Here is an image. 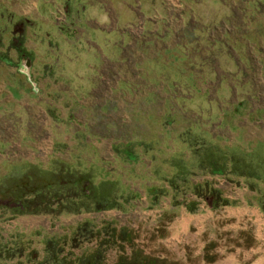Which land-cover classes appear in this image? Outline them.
Here are the masks:
<instances>
[{"label":"rangeland","instance_id":"rangeland-1","mask_svg":"<svg viewBox=\"0 0 264 264\" xmlns=\"http://www.w3.org/2000/svg\"><path fill=\"white\" fill-rule=\"evenodd\" d=\"M108 1L113 11H120L121 26L131 27L124 39L119 34L110 37L127 45L122 62L109 56L113 40L103 42L87 29H109L107 17L95 6L89 5L83 14L82 4H93L92 0H0V182L10 176L16 193L3 195L0 189V264L44 262L50 240L58 251H65L61 256H96L100 264H264L260 195L242 176L206 175L193 167L194 182L212 179L233 203L218 209L182 190H171L155 206L151 195L152 185L168 189L163 176L174 173L172 157L195 159L186 144H174L169 137L184 125L197 122L199 131L211 132L208 138L214 144L264 157V0L145 2L148 16L141 13L139 0ZM185 10L206 23H219L232 13L238 31L257 37L248 50L238 48L250 58L246 61L234 52L231 61L221 55L215 67L229 72H218L215 78L205 66L198 73V86L189 87L177 66L156 60L165 46L176 56L177 37L163 41L142 31L144 19ZM170 23L173 31L183 25L173 16ZM229 26L234 27L231 22ZM17 30L20 52L15 48ZM95 42L109 55L100 57L104 51ZM76 48L85 53H74ZM93 48L100 54L94 56ZM47 63L54 68L49 76L42 73ZM135 78L143 84L136 91L141 83ZM244 99L251 103L241 104ZM162 134L167 139L158 145ZM128 139L155 143L160 153L152 156L151 148L147 154H136L134 163L126 162L119 154ZM64 162L76 171H90L97 180L106 175L107 187H117L130 198L122 199L123 208L91 213L15 210L17 205L23 209L22 202L15 201L25 200L28 171H50L60 164L64 168ZM186 196L195 200L197 210H189ZM87 220L95 234L81 231L75 237Z\"/></svg>","mask_w":264,"mask_h":264},{"label":"trees","instance_id":"trees-1","mask_svg":"<svg viewBox=\"0 0 264 264\" xmlns=\"http://www.w3.org/2000/svg\"><path fill=\"white\" fill-rule=\"evenodd\" d=\"M261 9V8H260ZM183 12L187 20H184L183 25L179 27L178 31L171 29L170 23H165L164 26L167 31L161 33L154 31L152 34L155 36L163 37V41H167L168 38L177 37L175 42L176 56L171 51L170 47L165 46L163 48V55L157 54V61H163L164 65L177 66V69L183 74L186 84L189 87L198 86L199 74L203 69L209 68L210 71L214 72V77L218 76V72H227L228 70L223 69L219 66L217 69L215 63L219 65V58L221 55H226L228 59L234 58V52H238L239 47H245L246 50L250 47V44L254 40L253 34L251 35L248 31H238L240 25H235V19L230 14L228 18L222 23H206L201 21L200 18L190 16L188 13ZM234 15V13H233ZM176 19H180V16H175ZM230 22L233 24V29L229 26ZM213 24L212 27H210ZM219 24V25H218ZM262 26V24L260 25ZM214 34H213V32ZM144 32V31H143ZM262 32L264 27L262 26ZM203 33H205L203 35ZM18 39L21 38L20 30L15 32ZM202 35L204 37H202ZM260 38V34H256ZM161 40V39H159ZM148 43H146L147 45ZM145 45V46H146ZM15 48L18 52L20 49V39L18 43H15ZM203 48V50H201ZM239 54L242 59L246 61L250 58L246 53ZM173 54V55H172ZM162 56H166L165 60H161ZM233 56V57H232ZM237 56V55H236ZM244 57V58H243ZM153 60V59H152ZM245 62V60H242ZM184 62L182 64H178ZM241 62V61H240ZM243 64V62H242ZM207 66V67H205ZM179 72V73H180ZM229 72V71H228ZM223 73V74H225ZM221 74L220 78L223 79L224 75ZM232 74V73H231ZM142 80V78H140ZM139 82V79H134ZM145 80V79H143ZM141 85H136L135 91L138 90ZM177 88V85L174 84ZM231 87V86H230ZM177 92V90L175 91ZM250 99L242 100L241 104H250ZM211 132L207 129L199 131L197 122L195 125H184L182 129L175 133L172 137V142L176 144L182 141L187 146L188 151H191L195 155V159L185 161L184 156H180L177 159L172 157L171 162H175L174 173L171 177L167 175L163 176V181L168 185V189L165 186H151V195L153 200V206L159 204V198L163 195L168 194L171 190L185 191L186 195L191 193L198 201H204L212 209H218L222 206H230L233 203L224 196V192L220 187H217L212 179H205L201 183L194 182L192 180L193 167L204 172L206 175L211 174L225 175L231 173L234 175H240L247 180V187L254 191H258V203L264 213V157L258 156L256 152L248 155L243 153L240 149L234 147L222 148L221 146L214 144L212 139H209ZM167 134H162L160 139H157L155 143L161 145L162 141L167 139ZM155 143L151 144L148 140H143L138 143L137 140L128 139L126 147L121 148L120 156L122 159L129 163H134L137 158L136 154H147L149 149L152 148V156L159 154V151H155ZM116 145V144H113ZM141 145V151H137L136 146ZM114 147V150H116ZM137 152V153H136ZM153 161V160H152ZM64 168L61 164L58 168L45 171L39 167L28 171L25 175L27 180L30 182L29 190L24 192L25 200L20 199L15 202H22V207L17 205L15 210L21 212H29L31 214H80L84 211L95 212L101 210H110L114 208H123L122 199H129V195L121 194L120 189L117 187H107L108 179L106 175L96 178L95 175L91 174L90 171H76L70 168L67 162ZM155 172L161 173L162 170L154 169ZM154 180V179H153ZM162 181V182H163ZM164 183V182H163ZM8 185V187H6ZM0 189L3 190V195H10V191L14 193V189H11V178L0 182ZM189 192V193H188ZM16 194V193H14ZM15 197V196H14ZM190 196H186L185 204L190 208L189 210H197L198 204L191 200ZM41 200H44L41 202ZM189 200L190 202H187ZM196 205V206H193ZM9 207V205H4ZM86 231L89 234H95L93 228L90 227V221L87 220L78 226L75 237L79 232ZM74 237V238H75ZM63 251V250H62ZM56 248V244L50 240L47 243L46 259L44 262H36L35 264H100L97 257L92 258L89 255L75 256L74 259L70 258V253H66L61 256V252ZM65 251L62 253L64 254Z\"/></svg>","mask_w":264,"mask_h":264},{"label":"crops","instance_id":"crops-1","mask_svg":"<svg viewBox=\"0 0 264 264\" xmlns=\"http://www.w3.org/2000/svg\"><path fill=\"white\" fill-rule=\"evenodd\" d=\"M93 1V4H88V5H84V4H82V6H83V14L84 15H86L85 13L88 11V9H90L88 6L89 5H92V6H95L96 7V9H99V11H101V12H103V14L105 15V17H107V19H108V30L107 29H100V28H98V29H95L94 27H87V29H89V30H93V34H94V36H95V38H98V37H102L103 39H102V41L104 42V40L106 41V43H107V40H109V42H111V40H113V39H111L110 37H111V35L113 34V35H115V36H118L117 34H119L123 39H124V34H127V32H129V29H131V27H127V28H125V27H122L121 25H122V22H123V20H122V16H121V13H120V11L117 13V12H115V11H113L114 10V4L110 1V4L108 3L109 1L108 0H92ZM114 1H117V0H114ZM122 3H123V1L124 0H120ZM127 2H129V1H134L135 2V0H126ZM138 1V0H137ZM156 1V3L158 4V2H161L162 0H139V3H141V6H142V8H141V13L144 15V16H148L147 14H145V9L146 8H148V6L147 7H145L144 6V3L145 2H150V3H152V2H155ZM186 1V0H185ZM117 3H118V1H117ZM183 3L184 2H182V3H179L180 5H183ZM186 4V3H185ZM135 13H136V15H138L139 16V18L140 17H142L141 15H140V12L138 11H135ZM171 13V12H170ZM129 14V13H128ZM165 14V13H164ZM163 14V17H162V19H160V18H157V20L156 19H153V20H151V19H149L148 21H146L145 19H144V21L145 22H143V26H142V31H144V32H149V33H152V32H156V31H159L160 30V28L162 27V29L159 31V32H157V33H161V32H163L164 30L165 31H167L166 30V28L164 27V26H168V25H165V23H170V19H172V16L175 18V16L177 15V16H180V19H176L175 18V20L176 21H180V22H184V20H187L188 19V17H186V15L185 14H182V13H179V14H176V15H174V14H172V16L170 15V16H166V15H164ZM222 17H225V18H228L229 17V15L228 14H226L225 16H222ZM221 17V18H222ZM143 18V17H142ZM149 18H151L150 16H149ZM106 19V20H107ZM225 21V20H224ZM223 20H220L219 19V23H222V22H224ZM129 23V22H128ZM144 23H147V25L148 26H145V24ZM150 25H152L151 27H149ZM170 25H172L171 23H170ZM172 27V26H171ZM147 28V29H146ZM94 31H96V32H94ZM142 31H141V34H142ZM122 39V40H123ZM119 40V38L116 40H113V46L112 47H110V55H109V53L108 52H106L105 50H103V48L104 47H102L101 45H99V43H96V45L99 47V48H101V50L102 51H104V52H102L101 54H100V57H101V55L103 56V55H109V56H111V57H115V58H118L119 59V62H122V60H123V58H125V50L127 49V45L126 44H120V43H118L117 41ZM94 41V40H93ZM86 43L87 44H90L89 43V41L87 40L86 41ZM91 45H93V43H91ZM94 46V45H93ZM91 47V46H90ZM115 49H117V50H115ZM93 52H94V56H97V55H99L98 54V52H96V49H94L93 48ZM74 53H77V54H81V53H85L84 52V50H79V49H77L76 48V50H74ZM108 53V54H107ZM82 57L83 56H81L80 57V59H79V62H81L83 59H82ZM47 65L48 66H45V67H42V73H44L43 71H46L47 72V76H49V73L51 72V69L53 68L52 67V65L50 64V63H47ZM33 68V67H32ZM54 69V68H53ZM36 73V75L37 74H39L38 76H43V74H41V72L39 73V72H35ZM48 80V77H46V81ZM45 84H48V82L47 83H45ZM44 84V85H45Z\"/></svg>","mask_w":264,"mask_h":264}]
</instances>
